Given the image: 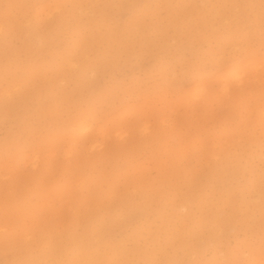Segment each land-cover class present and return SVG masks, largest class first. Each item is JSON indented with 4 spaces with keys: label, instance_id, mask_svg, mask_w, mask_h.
Segmentation results:
<instances>
[{
    "label": "rangeland",
    "instance_id": "obj_1",
    "mask_svg": "<svg viewBox=\"0 0 264 264\" xmlns=\"http://www.w3.org/2000/svg\"><path fill=\"white\" fill-rule=\"evenodd\" d=\"M217 1L0 0V242L37 252L42 231L84 232L74 219L98 201L109 240L155 262L264 264V0ZM164 196L199 223L185 246L169 205L158 217Z\"/></svg>",
    "mask_w": 264,
    "mask_h": 264
},
{
    "label": "bare ground",
    "instance_id": "obj_2",
    "mask_svg": "<svg viewBox=\"0 0 264 264\" xmlns=\"http://www.w3.org/2000/svg\"><path fill=\"white\" fill-rule=\"evenodd\" d=\"M182 1V0H181ZM218 1H221V0H218ZM217 1V3H219ZM230 1H232V5L233 6H235L234 4L236 3L235 2V0H230ZM237 2H241V0H236ZM9 2V1H8ZM11 2V1H10ZM17 2H18V0H17ZM26 2V1H25ZM193 2V1H192ZM19 3V2H18ZM24 3V2H23ZM23 3H21V4H23ZM178 3V2H177ZM29 4V3H28ZM180 4V3H179ZM184 4V3H183ZM182 4V5H183ZM220 4H221V2H220ZM251 4H253L254 5V3H251ZM260 4V2L258 3V5ZM162 5V4H161ZM212 5V4H211ZM227 5V4H226ZM229 5V7H230V4H228ZM231 5V6H232ZM245 5V4H244ZM12 6V5H11ZM21 6H23V5H21ZM25 6V5H24ZM26 6H28V5H26ZM179 6H181V5H179ZM212 6H214L215 7V5L213 4ZM211 6V7H212ZM236 6H237V9H238V5L236 4ZM242 6V5H241ZM29 7V6H28ZM187 7V6H186ZM222 7H224V6H222ZM242 7H244V6H242ZM217 8V7H216ZM216 8H215V13H217L216 12ZM226 8V7H225ZM225 8H222V9H225ZM246 8V7H245ZM54 9V8H53ZM205 9V8H204ZM218 9V8H217ZM221 9V8H220ZM244 9V8H243ZM49 10V9H48ZM51 10V9H50ZM59 10V9H58ZM77 10V9H76ZM198 10V9H197ZM201 10L203 11V8H201ZM206 10V9H205ZM227 10V9H226ZM230 10H232L231 9V7H230ZM229 10V11H230ZM235 10V9H234ZM233 10V11H234ZM47 11V10H46ZM54 11V10H53ZM74 11H75V9H74ZM187 11V10H186ZM207 11V10H206ZM209 11H212V9L210 10L209 9ZM208 11V12H209ZM220 11V10H219ZM239 11V10H238ZM246 11V10H245ZM24 12H25V10H24ZM44 12V11H43ZM48 12V11H47ZM76 12V11H75ZM171 12V11H170ZM179 12V11H178ZM196 12H201L200 11V9H199V11H196ZM204 12V11H203ZM203 12H201V13H203ZM221 12V11H220ZM46 13V12H45ZM50 13V12H49ZM77 13V12H76ZM234 13H236V12H234ZM192 14V13H191ZM194 14V13H193ZM198 14H200V13H198ZM221 14H223L222 12H221ZM203 15H205V14H203ZM214 16H218V15H215V14H213ZM226 15V14H225ZM233 15V14H232ZM231 15V16H232ZM250 15V14H249ZM88 16V15H87ZM198 16V15H197ZM222 16V15H221ZM236 16V15H235ZM238 16V15H237ZM138 17V16H137ZM199 17H201V16H199ZM203 17H205V16H203ZM100 18V17H99ZM217 18V17H216ZM224 17H222V19H223ZM197 19H199V18H197ZM203 19V18H202ZM64 20V19H63ZM182 20V19H181ZM208 20V19H207ZM211 20V19H210ZM5 21V20H4ZM51 21H52V19H51ZM130 22L131 21H133V20H129ZM220 21H221V19H220ZM219 21V22H220ZM52 22H54V21H52ZM204 22V21H203ZM226 22V21H225ZM234 22H235V20H234ZM202 23V22H201ZM200 23V24H201ZM230 23V22H229ZM134 24V23H133ZM200 26V25H199ZM24 27V26H23ZM31 27V26H30ZM228 27H230V26H228ZM14 28V27H13ZM27 28V27H26ZM24 29V28H23ZM28 29V28H27ZM50 29V28H49ZM202 29V28H201ZM37 30L39 31V29L37 28ZM83 30H85V29H83ZM228 30V29H227ZM1 31V30H0ZM21 31V30H20ZM81 31V30H80ZM93 31V30H92ZM216 31V30H215ZM230 31V30H229ZM235 31H237V30H235ZM22 32H23V30H22ZM225 32H227L226 30H225ZM29 33V32H28ZM81 33V32H80ZM234 33V32H233ZM34 34H36V33H34ZM37 34H39V33H37ZM46 34V33H45ZM49 34V33H48ZM90 34V33H89ZM95 34V33H94ZM213 34H214V32H213ZM230 34H231V32H230ZM247 34V33H246ZM26 35H27V33H26ZM97 35V34H96ZM190 35V34H189ZM28 36V35H27ZM45 36V35H44ZM98 36V35H97ZM232 36V35H231ZM34 37V36H33ZM47 37V36H46ZM232 37H234V36H232ZM232 37L230 38V40L228 41V42H230L231 41V39H232ZM105 38V37H104ZM107 38V37H106ZM206 38V37H205ZM35 39V38H34ZM223 40V39H222ZM83 41V40H82ZM226 41V40H225ZM226 41V42H227ZM61 42V41H60ZM143 42V41H142ZM77 43V42H76ZM75 43V44H76ZM77 44H79V42L77 43ZM22 45V44H21ZM143 45V44H142ZM230 45V44H229ZM80 46H81V42H80ZM85 46H83L82 48H84ZM90 47V46H89ZM88 47V48H89ZM222 47V46H221ZM79 48V47H78ZM223 48V47H222ZM70 49V48H69ZM226 49H228V48H226ZM78 50V49H77ZM76 50V51H77ZM81 51H82V49H80ZM84 50V49H83ZM16 52V51H15ZM84 54V51L82 52V55ZM97 54H98V52H97ZM216 54V53H215ZM81 55V56H82ZM68 56V55H67ZM84 57H85V55H83ZM2 57V56H1ZM47 57V56H46ZM66 57V56H65ZM69 57H71V56H68V58ZM76 58V57H75ZM35 59V58H34ZM40 59V58H39ZM38 59V60H39ZM67 59V58H66ZM70 59V58H69ZM36 60H37V57H36ZM48 60V59H47ZM69 61V60H68ZM84 60H82V62H83ZM86 61V60H85ZM39 62V61H38ZM90 62V61H89ZM34 63V62H33ZM253 63H254V59H253ZM41 64V63H40ZM83 64V63H82ZM14 65V64H13ZM21 65V64H20ZM24 65V64H23ZM65 65V64H64ZM19 66V65H18ZM29 66V65H28ZM52 66V65H51ZM83 66V65H82ZM104 66V65H103ZM91 67V66H90ZM19 68V67H18ZM261 70V69H260ZM29 71H30V69H29ZM38 71V70H37ZM48 71V70H47ZM27 72V71H26ZM79 72V71H78ZM236 72H237V70H236ZM65 73V72H64ZM240 72H238V75L240 76V74H239ZM251 73V72H250ZM248 73H246V75H247ZM57 75V74H56ZM226 75V74H225ZM232 75H233V77H235V78H238V77H236V76H238L236 73L234 74V72L232 73ZM243 75V74H242ZM240 76L239 78H241V77H243V76ZM250 75H252V74H250ZM48 76V75H47ZM55 76V75H54ZM60 76V75H59ZM89 76V75H88ZM224 76V75H223ZM57 77V76H56ZM231 77V75L229 76V78ZM246 77V76H245ZM245 77H243V78H245ZM27 78V77H26ZM218 78V77H217ZM226 78V80H228V77H225ZM232 78V77H231ZM23 79V78H22ZM44 80V79H43ZM81 80V79H80ZM245 80V79H244ZM28 81V80H27ZM40 81V80H39ZM229 81V80H228ZM230 81H231V79H230ZM254 82V81H253ZM236 83V82H235ZM242 84V83H241ZM251 84V83H250ZM226 85V84H225ZM3 86V85H2ZM2 86H1V88H2ZM205 86V85H204ZM27 87V86H26ZM193 87V86H192ZM227 87V86H226ZM235 87V86H234ZM238 87V86H237ZM251 87V86H250ZM61 88V87H60ZM42 89V88H41ZM54 89V88H53ZM232 89H234V88H232ZM207 90V89H206ZM228 90V89H227ZM197 91V90H196ZM231 91V90H230ZM198 92V91H197ZM234 92H236V91H234ZM206 94V93H205ZM46 95V94H45ZM44 95V96H45ZM71 96V95H70ZM81 96V95H80ZM46 98V97H45ZM203 98V97H202ZM38 99V98H37ZM44 99V98H43ZM15 100V99H14ZM35 100V99H34ZM72 101V100H71ZM46 102V101H45ZM112 102V101H111ZM74 103V102H73ZM25 107V106H24ZM254 107V106H253ZM23 108V107H22ZM262 108H264V107H262ZM258 109V108H257ZM76 110V109H75ZM27 111V110H26ZM254 116V115H253ZM45 117V116H44ZM7 118V117H6ZM20 123V122H19ZM60 124H62V123H60ZM56 125V124H55ZM135 126V125H134ZM240 127V126H239ZM144 128V127H143ZM168 128V127H167ZM261 128V127H260ZM262 129V128H261ZM244 130V129H243ZM21 133V132H20ZM49 133V132H48ZM231 134V133H230ZM234 134V133H233ZM226 136V135H225ZM218 137V136H217ZM226 138H228L229 139V135L228 136H226ZM257 138V137H256ZM218 139V138H217ZM227 139V140H228ZM191 140V139H190ZM226 140V141H227ZM204 141H207V140H204ZM212 141V140H211ZM224 142V141H223ZM219 143V142H218ZM222 143V142H221ZM225 143V142H224ZM234 144V143H233ZM223 145V144H222ZM230 147V146H229ZM228 147V148H229ZM222 148V147H221ZM224 148V147H223ZM222 148V149H223ZM237 148V147H236ZM202 151V150H201ZM234 151V150H233ZM221 151H219V153H220ZM228 153H230V150H229V152ZM232 154V153H231ZM208 155V154H207ZM211 155V154H210ZM220 155V154H219ZM230 155V154H229ZM233 155V154H232ZM239 155V154H238ZM238 155H234V156H238ZM103 156V155H102ZM217 156V155H216ZM202 157V156H201ZM206 157V156H205ZM29 158V157H28ZM199 158V157H198ZM30 159H32V158H30ZM29 159V160H30ZM209 159H210V157H209ZM209 159H208V161H209ZM214 159V158H213ZM231 159V158H230ZM229 159V160H230ZM237 159V158H236ZM28 160V161H29ZM31 161V160H30ZM107 162H109V161H107ZM207 162V161H206ZM215 162V161H214ZM232 162V161H231ZM236 162V161H235ZM91 163V162H90ZM222 163V162H221ZM92 164H94V163H92ZM200 164V163H199ZM204 164V163H203ZM210 164V163H209ZM231 164V163H230ZM237 164V163H236ZM24 165V164H23ZM223 165H225V163H223ZM88 166V165H87ZM232 166V165H231ZM234 166H237V165H234ZM113 167H114V165H113ZM227 167H228V165H227ZM239 167V166H238ZM225 169V168H224ZM229 169V168H228ZM231 169H232V167H231ZM230 169V170H231ZM88 171V170H87ZM100 171V170H99ZM207 171V170H206ZM101 172V171H100ZM100 172H98V173H100ZM211 171H209V173H210ZM228 172H230V171H228ZM20 173V172H19ZM97 173V174H98ZM188 173V172H187ZM194 172H192L191 174H193ZM207 173V172H206ZM84 174H87V172L85 173L84 172ZM96 174V175H97ZM90 175V174H89ZM95 175V176H96ZM207 175H209L208 173H207ZM82 176V175H81ZM91 176H92V174H91ZM26 177V176H25ZM97 177V176H96ZM96 177H94V179H96ZM93 178V177H92ZM196 178V177H195ZM25 179V178H24ZM104 179V178H103ZM134 180H136L135 178H134ZM140 181H142L143 182V180L142 179H140ZM163 182H164V180H162ZM141 182V183H142ZM144 182H146V181H144ZM196 182V181H195ZM208 182V181H207ZM160 183V182H159ZM198 183V182H197ZM86 184H90L89 182H87ZM138 185L140 184V183H137ZM136 184V185H137ZM137 185V186H138ZM141 186L142 185H147V184H140ZM153 185V184H152ZM160 185H162V184H160ZM261 185V184H260ZM76 186V185H75ZM86 186V185H85ZM97 186V185H96ZM165 186V185H164ZM200 186V185H199ZM238 186V185H237ZM87 187V186H86ZM155 187V186H154ZM194 187H195V185H194ZM207 188V187H206ZM211 188V187H210ZM148 189V194H147V199L149 200V201H153V200H155V198H157V197H154L155 195L157 196H161L160 195V193H159V191H158V189H152V187L151 188H147ZM160 189V191L163 189L164 190V187H162V189L161 188H159ZM174 189V188H173ZM202 189V188H201ZM224 190H225V188H223ZM110 190V189H109ZM144 190V189H143ZM176 190V189H175ZM113 191V190H112ZM188 191V190H187ZM190 191V190H189ZM188 191V192H189ZM194 191V190H193ZM198 191V190H197ZM196 191V192H197ZM200 191V190H199ZM205 191V190H204ZM111 192V191H110ZM116 192V191H115ZM145 192V191H144ZM174 192V191H173ZM177 192V191H176ZM6 194V193H5ZM4 194V195H5ZM100 194V193H99ZM120 194V193H119ZM262 194H264V193H262ZM87 195H89V194H87ZM90 195H91V193H90ZM109 195V194H108ZM191 195V194H190ZM247 195V194H246ZM166 196V195H165ZM165 196H164V198L163 197H161V198H159V200H163V199H165L164 200V202L165 203H161V206H157V204H156V206L158 207V211H156V212H158V217H159V215L161 216V217H164V215H165V210H164V208L162 207V206H166V205H169V208L171 209L170 210V216H171V218L172 217H175L176 215L178 216L177 217V219L176 220H178V224H179V226H181L180 228L182 229L181 231H177L175 234H176V236H174V237H180L179 238V240H177L178 241V243L176 242V244L177 245H182V246H185V245H183V244H186L187 243V241L189 240V238L187 239L186 237H185V234L186 235H192V234H197V232H198V230L200 229V226H198V222H194V223H192L191 222V225H192V227H191V225H189L190 224V221L189 220H187V219H185L184 217H185V215L184 216H179V214L177 213H175L176 212V207L175 206H179L180 204H178V203H176V200L175 199H172L171 197H170V199L168 198V197H166V198H168L167 200H166V198H165ZM168 196V195H167ZM192 196V195H191ZM202 196H204V194H202ZM207 196V195H206ZM17 197H18V195H17ZM114 197V196H113ZM8 199V198H7ZM87 199H88V196H87ZM92 199H94V197L92 196ZM101 199V198H100ZM108 199V198H107ZM194 199V198H193ZM85 200V199H84ZM90 200H91V198H90ZM86 201V202H88V204L87 205H89L90 203L89 202H91V201ZM102 200H105V199H103L102 198ZM146 200V199H145ZM93 201V200H92ZM148 201V202H149ZM157 201V200H156ZM105 202V201H104ZM106 202H107V200H106ZM168 202V203H167ZM187 202H188V200H187ZM220 202H221V204L223 205V204H227V203H230L231 204V202H232V194L231 193H228V194H224L223 196H221V199H220ZM249 202V201H248ZM85 203V202H84ZM131 203V202H130ZM133 203V202H132ZM206 203V202H205ZM204 203V204H205ZM24 204V203H23ZM67 204V203H66ZM114 204H116V203H114ZM153 204V203H152ZM166 204V205H165ZM181 204L182 205H184V206H186L185 204H184V202H181ZM189 204V203H188ZM203 204V205H204ZM209 204V203H208ZM191 205H193V204H191ZM198 205H202V203H201V201H200V203L198 204ZM228 205V204H227ZM69 206V205H68ZM90 206V205H89ZM110 206H111V204L110 203H107V204H102V203H100V202H98V201H94L93 202V208L91 207L88 211H86L85 210V208L87 207V206H85L84 205V210L85 211H83L82 213H80V214H78L77 216H76V218L74 219V223H77V222H79V223H81V224H83L85 227H83V229L82 230H85L84 232H82V233H80V234H78V233H75V231H73V230H76V228L75 229H72L71 228V225H70V228L66 231V233H64V235L63 236H59L58 234H55V235H52V234H50L49 232L47 233L46 231H42L41 233H39V236H40V241H41V244L42 245H44V246H42L39 250H37V252H36V250L33 248V245L30 243V242H28V241H23L22 239H17V238H15V237H13L12 235H10V236H8V237H6V238H4L1 242H0V257L4 254V253H6L7 251L8 252H10L11 253V256H10V253H9V257H8V259L6 258L5 260H3V258L1 259L0 258V264H127L128 262H130V258H132L131 257V254H132V256H134V255H136L137 256V258H139L138 260H139V262L138 263H135V264H170V262H173L174 260L172 259V257H165V259H164V261H163V263H160V261L159 262H155L154 261V258H153V255H154V251H151V250H147V249H144V248H140V247H137V246H133V247H130V248H127V247H125V245H124V243L121 241V240H119L118 242H116L115 244H113L110 240H109V237L107 236V233H109V229L111 228L110 227V225H113V226H115V225H117V223H115V225H114V217L115 216H111L110 217V215H109V217H105V218H107L106 220H107V224L109 223L108 221H110V225H107L106 223H105V221L103 220V216H102V214H100V212H99V210H98V208H103V209H105L104 211L105 212H107L108 213V210H109V208H110ZM133 206V205H132ZM137 206V205H136ZM152 206V205H151ZM229 206V205H228ZM7 208H8V206H6ZM114 207V206H113ZM117 207H120L119 205H117ZM156 207V208H157ZM189 207V206H188ZM199 207V206H198ZM204 207V206H203ZM223 207H224V205H223ZM143 208V207H142ZM148 208V206H146V209ZM154 208V207H153ZM152 208V209H153ZM179 208V207H178ZM185 208V207H184ZM196 208H197V206H196ZM149 209H151L150 207H149ZM166 209V208H165ZM190 209V208H189ZM188 209V210H189ZM217 210H216V212H213V213H215V215H214V217H215V222H217L218 223V226L220 227V225H222L221 224V219L219 220L218 218H217V214L220 212V210H221V207H219V208H216ZM220 209V210H219ZM112 210H114V209H112ZM117 210H119V209H117ZM122 210V209H121ZM124 210V209H123ZM157 210V209H156ZM167 210V209H166ZM181 210V209H180ZM191 210H194V209H191ZM214 210V209H213ZM33 211V210H32ZM77 211H79V210H77ZM143 211V210H142ZM175 211V212H174ZM246 211V210H245ZM115 212H117V211H115ZM169 212V211H168ZM226 212V211H225ZM234 212V211H233ZM77 213V212H76ZM114 213V212H113ZM119 213V212H118ZM138 213V212H137ZM186 213H188V211L186 212ZM201 213H203V212H201ZM22 214V213H21ZM143 214V213H142ZM168 215H169V213H167ZM174 214H176L175 216H174ZM36 215V214H35ZM124 215H126V213L125 214H123V216ZM173 215V216H172ZM187 215V214H186ZM198 215V214H197ZM213 215V214H212ZM50 216V215H49ZM70 216V215H69ZM167 216V215H166ZM170 216H168L169 218H170ZM188 218H190V217H192L191 216V213L189 212L188 213ZM16 218V217H15ZM128 218V217H127ZM166 218V217H165ZM221 218V217H220ZM45 219V218H44ZM64 219H66V218H64ZM117 219V218H116ZM135 219V218H134ZM175 219V218H174ZM174 219H173V222H174ZM195 219V218H194ZM200 218H199V216H198V220H199ZM217 219L219 220V221H217ZM5 220H7V218L5 219ZM4 220V221H5ZM17 220V219H16ZM164 220H166V219H164ZM186 220V221H185ZM193 220V219H192ZM116 221V220H115ZM167 221H169V220H167ZM172 221V220H171ZM16 222H18V220L16 221ZM40 223V222H39ZM51 223V222H50ZM165 223H167V222H165ZM52 224V223H51ZM150 224V223H149ZM176 224V223H175ZM48 225V224H47ZM189 225V226H188ZM56 226H57V224H56ZM55 226V227H56ZM60 226V225H59ZM173 226V225H172ZM233 226V225H232ZM116 227V226H115ZM175 227V226H174ZM191 227V228H190ZM195 227H196V229H195ZM227 227V226H226ZM50 228V227H49ZM85 228V229H84ZM112 228H114V227H112ZM176 228H178V227H176ZM179 228V229H180ZM12 229V228H11ZM169 229V228H168ZM188 229V230H187ZM219 229V228H218ZM50 230V229H49ZM56 230H57V227H56ZM191 230V231H190ZM54 231V230H53ZM166 231V230H165ZM167 231H169V230H167ZM192 231H194L193 233H191ZM39 232V231H38ZM140 231H138V230H135V231H133L131 234H133L135 237H137V235H138V233H139ZM149 233V232H148ZM214 233V232H213ZM28 234V233H27ZM111 234V233H110ZM198 234H199V232H198ZM35 235V234H34ZM132 235V236H133ZM150 235V234H149ZM149 235L147 236V238L149 237ZM204 236V235H203ZM216 236V235H215ZM22 237V236H21ZM25 237V236H24ZM91 237H93L94 239H95V243H93V245H89V238H91ZM189 237H191V236H189ZM2 238V237H1ZM0 238V239H1ZM113 237H111V239H112ZM134 238V237H133ZM138 238V237H137ZM165 238V241L167 242V243H169L170 245H173V243H170L169 241H168V239H167V235L164 237ZM192 238V237H191ZM197 240V239H196ZM35 241H36V239H35ZM112 241H115L114 239L112 240ZM174 242V243H175ZM199 242V241H198ZM33 243V242H32ZM159 243V242H158ZM190 243V242H189ZM39 244V243H38ZM140 245V244H139ZM156 245V244H155ZM154 245V246H155ZM165 245V244H164ZM141 246V245H140ZM197 244L196 243H194V242H192V239H191V243H190V245L188 244V246H186L187 247V251L188 252H195V250L197 249ZM37 247H39L38 245H37ZM148 248V247H147ZM107 249V250H106ZM183 249V248H182ZM184 250H185V248H184ZM68 254V256H63L64 254ZM160 254V253H159ZM192 254V253H191ZM236 254V253H235ZM234 254V255H235ZM164 255V254H163ZM167 256V255H166ZM226 256V255H225ZM230 256V255H229ZM228 255H227V258H226V260H227V262H228V259L230 258ZM238 256V255H237ZM11 257V258H10ZM185 257V256H184ZM218 257V256H217ZM235 257V256H234ZM257 257V256H256ZM10 258V259H9ZM48 258H52L51 259V261H49L48 260ZM174 258V257H173ZM223 258V257H222ZM156 259V258H155ZM185 259V258H184ZM189 259V258H188ZM219 259V258H218ZM134 260V259H133ZM181 261V260H180ZM213 261V260H212ZM222 261V260H221ZM220 261V262H221ZM234 261V260H233ZM215 262V261H214ZM219 263V262H218ZM237 263H238V261H237ZM181 264V263H180Z\"/></svg>",
    "mask_w": 264,
    "mask_h": 264
}]
</instances>
